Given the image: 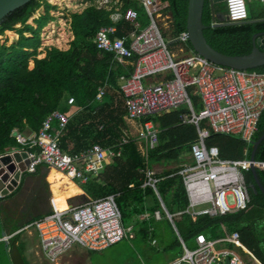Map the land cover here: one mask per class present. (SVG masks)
<instances>
[{
    "label": "trees",
    "instance_id": "1",
    "mask_svg": "<svg viewBox=\"0 0 264 264\" xmlns=\"http://www.w3.org/2000/svg\"><path fill=\"white\" fill-rule=\"evenodd\" d=\"M160 1L168 4L165 14L170 16L171 39L186 32L189 0ZM122 3L123 9L132 8L138 12L140 28L148 24L146 13L134 1L122 0ZM247 5V21L231 23L224 20L221 23L217 15L226 14L225 4L214 5L213 11L210 0H205L203 34L212 48L228 56H246L252 52L253 37L264 32V20L259 21V17L255 18L250 13L249 0ZM40 8L43 9L42 14L33 18V24H28ZM51 8L47 0H32L9 14L0 25V36L6 31H14L18 36L10 45L0 44V156L22 149L14 137L15 133L26 130L39 132L46 117L60 110L70 117L68 125L59 134L63 152L75 155L96 144L120 150L119 156L108 159L97 178L80 185L86 194L80 196L81 204L90 199L115 195L123 226H133V239L126 237L101 252L117 248L103 264H167L183 254L182 242L188 248L187 242L192 241L195 246V239L199 235L217 239L234 232L239 234L236 242L239 254L264 264V169H256L257 179L250 170L244 173L249 194L245 209L218 217L201 215L195 219L184 213L189 201L179 175L183 167H179V164L184 162L183 155L191 152V144L197 139L196 127L181 122L180 116L187 110L170 111L151 118L160 131L159 142L145 159L132 140L124 120L127 110L119 79L121 76L127 77L132 68L126 69L118 64L112 54L99 50L93 42L99 29L112 24L109 12L91 4L81 13L71 14L74 40L70 48L60 50L50 47L44 58H38L40 33L44 24L52 19ZM215 23L222 25L215 26ZM18 25L19 28L16 27ZM133 30L132 24L123 20L116 25L115 36L121 38ZM188 49L192 50L190 43ZM30 62H33L32 68ZM251 71L264 73V65ZM105 84L104 97L96 101L98 89ZM190 94L194 109L201 110L200 98L192 92ZM69 97L75 100L74 104L67 103ZM53 126L57 131L58 124L55 122ZM263 133L264 112L253 143ZM206 146L217 148L223 160L251 159L253 152V145L246 144L238 137L213 133L206 139ZM255 161L264 163V139L256 149ZM155 164L171 165L161 173L154 174V177L159 180L156 190L172 216V221L159 209L160 202L153 188L144 186L145 172ZM47 168L39 165L35 172H26L19 187L6 198H0V264H12L2 232L12 235L21 230L19 225L8 230V222L1 217L3 202L11 201L13 209H19L23 204L29 205L35 195H24L26 180L43 179L44 169ZM43 185L42 192L34 197L35 209L39 213L26 226L52 213L48 184L45 182ZM148 199L153 203L149 204ZM52 203L54 210L69 207L67 201ZM156 210L161 212L159 220L153 216ZM143 214L149 217L140 219L139 216ZM24 233L21 231L16 234L18 246L26 264H30L25 256L26 244L22 240ZM121 245L124 248L118 249ZM89 253L97 254L94 251ZM92 264L100 263L94 261Z\"/></svg>",
    "mask_w": 264,
    "mask_h": 264
},
{
    "label": "built area",
    "instance_id": "2",
    "mask_svg": "<svg viewBox=\"0 0 264 264\" xmlns=\"http://www.w3.org/2000/svg\"><path fill=\"white\" fill-rule=\"evenodd\" d=\"M132 1L148 17L144 28H140L137 21L138 12L132 8L123 9L122 0H97L92 4L109 12L112 23L97 31L93 40L96 47L112 54L118 64L132 68L127 77L119 79L127 110L125 117L128 121L140 123L136 134L131 135L132 140L147 159L148 152L158 146L160 133L151 118L186 109L187 112L180 116L181 122L196 127L197 139L190 147L192 163L179 171L189 201L184 213L195 219L201 215L218 217L245 209L249 194L244 173L253 166L264 169V163L247 158L223 160L217 148L206 146V139L213 133L238 137L253 145L264 112V73L214 64L188 49L187 32L167 40L161 27L163 17L170 22V16L165 14L167 2ZM47 2L55 5L51 0ZM261 2L264 5V0ZM247 3L248 0H224L226 21H247ZM90 5L86 2L76 8L84 10ZM50 15L54 16V12ZM123 20L130 22L134 30L119 38L115 36L116 25ZM45 37L42 35V41ZM173 46L177 48V53L173 52ZM106 87L105 84L98 89L96 101L102 100ZM191 92L200 98L202 108L199 111L193 107ZM67 103L72 105L75 100L69 97ZM69 121V116L55 110L46 117L39 132L27 136L15 133L14 137L22 149L7 154L26 151L30 160L27 166L29 173L35 172L37 166L45 165L60 171L72 181L86 184L97 178L107 159L119 156L120 150L96 144L75 155L63 152L59 134ZM55 122L58 124L57 131L53 126ZM145 173L144 186L153 188L163 212L172 221L156 190L159 180L149 167ZM229 196L234 199L232 205L227 201ZM153 216L159 220L161 212L156 210ZM139 218L147 219L148 215ZM30 226L36 232L43 257L51 263H57L74 246L100 252L126 237L134 238L133 226H123L115 195L71 206L62 212L52 206V213L19 232L26 231ZM238 239L237 232L217 239L199 235L194 248L189 249L182 242L183 254L167 264H249L252 260L247 261L237 251Z\"/></svg>",
    "mask_w": 264,
    "mask_h": 264
},
{
    "label": "water",
    "instance_id": "3",
    "mask_svg": "<svg viewBox=\"0 0 264 264\" xmlns=\"http://www.w3.org/2000/svg\"><path fill=\"white\" fill-rule=\"evenodd\" d=\"M32 0H0V25L4 19L17 10L25 6ZM205 0H189L188 5V18H187V34L189 36V43L192 50L214 64L221 65L223 67L238 69V70H252L259 66L264 65V32H259L253 37V49L249 55L246 56H228L214 48H212L206 41L203 31L205 26L202 22V14ZM212 10L214 11V5L224 3V0H210ZM217 18L221 23L226 20L224 15L218 14ZM221 23L215 24V26L222 25ZM264 139V133L258 141L253 143V152L251 160L255 161V152L259 144ZM22 154L27 159L26 162H15L16 166L12 169H1L0 170V198H6L12 194L20 185L23 175L27 172V166L30 163L28 153L26 151H15L12 154H7L0 158V163L5 164L11 161V157H16ZM13 164V163H12ZM13 169H16L14 172ZM250 171L256 177V168L251 167ZM263 193L264 190L262 189ZM53 206L52 201H50ZM27 220H24L20 225L23 229ZM17 232L9 235L6 231L2 232V239L4 240L7 252L10 256L12 264H26L18 246ZM11 236L9 239L7 237Z\"/></svg>",
    "mask_w": 264,
    "mask_h": 264
},
{
    "label": "crops",
    "instance_id": "4",
    "mask_svg": "<svg viewBox=\"0 0 264 264\" xmlns=\"http://www.w3.org/2000/svg\"><path fill=\"white\" fill-rule=\"evenodd\" d=\"M51 1H53L54 4H55L54 6L52 5L53 7L50 9L51 13L54 12V16H52L51 22L49 21L48 24L43 28L42 35H46L45 39L43 40L44 44H45V42H49V43H51V45H53L54 42H55V39H59V40L62 41L63 35L71 36L72 39L74 40V36H73L72 31H71V14H73V13H81L83 10H79L76 7L78 5H80V4L88 2V0H68V1L67 0H51ZM249 2H250V6H251L250 13L255 18L259 17V19H258L259 21H263L264 20V18H263L264 17V5L262 4L261 0H249ZM224 16H225V14H224ZM45 47H48V46H45ZM49 48H47V49H49ZM69 48H70V45L65 50H68ZM47 49L45 48V49L41 50V51L44 52V54H42V56H40V58H44L46 56ZM124 67L126 69H128L130 66L127 65V66H124ZM124 120H125V122H126V124L128 126L130 135L136 134V132L140 128V123L139 122L128 121L126 119V117H124ZM31 133L32 132H30L29 130H26L22 134L27 136V135H30ZM138 150H139V147H138ZM139 152H140V150H139ZM108 159H107V161H108ZM24 161L26 162V158H25ZM107 161H106V163H107ZM53 171H55L56 173H61L60 171H58L56 169L54 170L53 168H47V169H44L45 176H44L43 179L42 178H40V179L38 178V181L37 180L33 181L31 178H28L26 180V183H25L26 186H24V192H26V191L29 192V193L32 192L31 194L35 195V196H33V200H34V197H37V195L42 192V189H43V186H44L43 184L46 182L48 184V188H49V192H50V198H49L50 201H53L55 203H63V202L67 201V204H68L69 207L80 205L81 202H82V199L80 198V196H86V194L81 189V187H80L81 184L78 183V182L72 181L71 179L70 180L79 189V192L75 196H72L70 198L64 199L62 201H56L55 200L54 195L52 193L53 192V190H52L53 183L50 181V176H51ZM156 173H159V172H154V174H156ZM61 174H63V173H61ZM63 176H65V175L63 174ZM25 187H29V188H26L27 189L26 190ZM31 188H32V190H30ZM35 190H37V192ZM33 200H32V202L29 205L23 204L19 209H13L11 201L5 200L3 202V208H2L1 217L3 219H6L8 224L10 222H14V223H16L17 225L20 226L22 224V222H24V220L29 221L33 216H35V215H37L39 213L38 210L35 209V202L33 203ZM149 201H150V199H148V203H149ZM32 205H34L33 207H34L35 210L33 209V213L29 217H26V218L23 219L22 217L19 216L14 221L12 219H10V216L8 215V211L13 210L14 213H16L18 215H21L23 212L24 213L26 212V209H27L26 207L27 206H28V208H30V207H32ZM160 207H161V203H160ZM164 207H165V205H164ZM161 210H162V207H161ZM143 215H148V214H143ZM143 215H141V216H143ZM148 217H149V215H148ZM9 229H10V227L8 226V230ZM68 252L66 254L62 255L61 258L58 260V261H62L63 260L61 264H63V262H66V261H68L69 258H71L72 254L70 255V254H68ZM101 252L102 251L97 252V253L100 254Z\"/></svg>",
    "mask_w": 264,
    "mask_h": 264
},
{
    "label": "rangeland",
    "instance_id": "5",
    "mask_svg": "<svg viewBox=\"0 0 264 264\" xmlns=\"http://www.w3.org/2000/svg\"><path fill=\"white\" fill-rule=\"evenodd\" d=\"M68 1V0H67ZM66 1V2H67ZM97 0H88L89 4H94L96 3ZM43 9L40 8L35 14L34 16L28 21V24H33L32 20L33 18H36L38 15L42 14ZM51 22V20H48L43 28L48 24V22ZM17 28H19L20 26H16ZM161 27H162V31L163 34H166L165 37L167 40H171V36H170V22L168 20H166L164 17L161 19ZM42 32L43 29L41 30L40 36L42 37ZM68 33V32H67ZM69 34V33H68ZM67 34V35H68ZM17 34L14 31H11L10 33H7V31L0 36V44L6 43V45H10L11 43H13L16 39H17ZM72 37L71 36H65L63 35V39L62 41L59 39H55V42L53 45H51V43L49 42H44L41 39V46L38 49V52L40 53V55L38 56L40 58V56H42V54H44L43 49H47L49 47H57L60 50H65L69 47L70 43L72 42ZM44 45V46H43ZM48 46V47H45ZM173 52L177 53V48L175 46L172 47ZM33 67V62H30V68ZM183 159L184 162L179 164V167H183L185 165H190L192 163V154L191 152H187L186 154L183 155ZM169 164H155L151 167H149L151 169V172H161L164 170V168H168ZM26 186V185H25ZM29 188V187H25ZM27 190V189H26ZM32 190V188L30 189ZM29 191V190H28ZM31 192V191H30ZM29 192H25L24 195L27 196ZM32 193V192H31ZM30 193V194H31ZM227 201L230 205L234 204V199L232 196H229L227 198ZM32 201L29 202V204ZM153 201L150 199L149 204H152ZM28 209V206L26 207ZM26 209V211H27ZM161 210V207L159 208ZM22 240L25 242L26 244V249H25V256L28 260V262L30 264H61L62 261H58L57 263H51L49 261H47L41 251H40V246H39V240L38 237L36 235V232L34 231V228L32 226H30L25 233L22 236ZM187 246L189 249L194 248V242H187ZM124 248V245H121L118 249H122ZM116 247H112L106 251H104L103 253L100 254H96V253H92L90 254L88 250L81 248L79 246H74L72 249L69 250L68 254H72L71 258L68 259V261L63 262V264H91L92 262H98L100 264H103L104 260H108L116 251ZM66 254V253H65ZM245 258V257H244ZM247 261L251 260L249 258H245ZM249 264H258L256 261L252 260L249 261Z\"/></svg>",
    "mask_w": 264,
    "mask_h": 264
},
{
    "label": "bare ground",
    "instance_id": "6",
    "mask_svg": "<svg viewBox=\"0 0 264 264\" xmlns=\"http://www.w3.org/2000/svg\"><path fill=\"white\" fill-rule=\"evenodd\" d=\"M7 33H10V31H7ZM24 160H25V156H23L22 154L18 155L16 157V160H15V157L12 156L11 161H8L5 164L0 163V170L1 169L10 170L12 169V167H14V165L16 166L15 164L16 161L25 162ZM15 170L16 169H13L12 172H14ZM50 181L53 183L52 193L56 201H62L64 199L70 198L72 196H75L79 192V189L76 187V185L66 176H63V174L61 173H56L55 171H53L50 176ZM68 208L69 207L62 208L56 211L62 212V211L67 210Z\"/></svg>",
    "mask_w": 264,
    "mask_h": 264
},
{
    "label": "flooded vegetation",
    "instance_id": "7",
    "mask_svg": "<svg viewBox=\"0 0 264 264\" xmlns=\"http://www.w3.org/2000/svg\"><path fill=\"white\" fill-rule=\"evenodd\" d=\"M34 202H35V199L33 200V203H34ZM33 206H34V205H32V207L28 208L27 211H26L25 213L23 212L21 215H18V214H16V213H14L13 210L8 211V215L10 216V219H12L13 221H14L16 218H18L19 216L22 217V218L24 219V218L29 217L30 215H32V213H33V209H34ZM34 210H35V209H34ZM15 225H17V224L14 223V222H10V223H9V227H10V228L13 227V226H15Z\"/></svg>",
    "mask_w": 264,
    "mask_h": 264
}]
</instances>
